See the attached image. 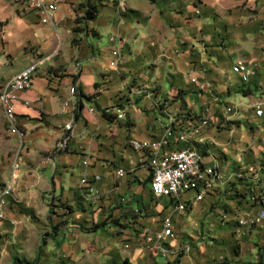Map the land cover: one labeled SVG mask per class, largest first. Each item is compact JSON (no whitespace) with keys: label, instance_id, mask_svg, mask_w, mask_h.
<instances>
[{"label":"crops","instance_id":"crops-1","mask_svg":"<svg viewBox=\"0 0 264 264\" xmlns=\"http://www.w3.org/2000/svg\"><path fill=\"white\" fill-rule=\"evenodd\" d=\"M49 1L59 10L42 24L27 0H0V88L45 60L14 102L26 134L15 172L19 140L0 104V186L13 189L0 222V264H24L20 251L28 264H97L82 259L95 248L108 251L101 264H264V221L250 231L236 224L238 212L264 209V114L253 110L264 99V0ZM111 36L121 40L117 72ZM237 62L253 70L246 83L231 72ZM207 110L197 146L217 176L202 201L179 212L171 199L151 196L148 153L129 141L157 139L169 116L194 122ZM259 192L262 203H251ZM56 212L70 221L56 227ZM170 214L175 237L165 259L144 238Z\"/></svg>","mask_w":264,"mask_h":264},{"label":"built area","instance_id":"built-area-1","mask_svg":"<svg viewBox=\"0 0 264 264\" xmlns=\"http://www.w3.org/2000/svg\"><path fill=\"white\" fill-rule=\"evenodd\" d=\"M195 1L198 2L200 0ZM27 7L39 15L42 24L53 23L54 16L59 10L57 3L49 0H27ZM196 13L198 14L199 10ZM109 40L115 47L111 52L112 60L110 67L117 72L122 57L121 40L117 36H111ZM44 61V59L36 60L35 63L16 74V76L0 88V104L4 112L6 125L10 134L16 136L19 140L13 164L14 172L20 166L26 136L24 130L19 126L14 102L19 99L20 93L28 90L32 86L34 76ZM231 72L237 75L243 83L248 82L253 74V70L243 62L235 63L231 67ZM76 92L77 89L75 87L71 88V94L74 95ZM26 104L28 105L29 103L27 102ZM66 105H68V102H66ZM88 109L90 114L95 113L93 107ZM253 110L257 117H262L264 114V99L257 101ZM226 111L228 113L231 112V107H228ZM116 118L117 120H122L124 118L123 112H119ZM209 119V110L194 122L190 120L179 121L169 116L165 132L159 138L148 141L135 139L129 141V146L134 151H145L148 153L146 163L151 175L149 180V192L151 196L155 199H171L175 210L179 212H185L188 204L191 202L202 201L214 186L217 171L215 168L206 166L203 155L197 146L202 143L201 134L204 129L208 128L210 124ZM73 126L74 122L71 121L66 126V130L72 131ZM195 139L197 140L193 144ZM66 146L67 142H62L60 147L61 149H65ZM170 147L172 148L170 151H165ZM84 165H88L87 160L84 162ZM115 175L116 178H122L125 175V171L123 169H117ZM82 184L87 185L85 178L82 180ZM90 190L93 191L92 188ZM189 192L193 194V198L182 201V196ZM261 194V192L250 194L249 201L253 204H261ZM12 195V185L0 186V222L7 219L6 208L9 205ZM120 202L127 203L128 201L122 198ZM224 218L225 216H223ZM236 218L238 228L250 231L264 221V209L259 210L254 215L246 217L238 212ZM12 225H15V223L12 222ZM173 226V220L170 214L161 220L159 232L154 234L149 229H145L144 240L146 244L156 250L165 259L168 258L171 252L165 243L175 237Z\"/></svg>","mask_w":264,"mask_h":264},{"label":"rangeland","instance_id":"rangeland-1","mask_svg":"<svg viewBox=\"0 0 264 264\" xmlns=\"http://www.w3.org/2000/svg\"><path fill=\"white\" fill-rule=\"evenodd\" d=\"M145 187H147V186L145 185ZM147 193H148V189H146V194ZM62 208L66 211V208L65 207H62ZM56 213L59 214L58 215L59 221H58L56 227H59V226L62 227V225L64 226V223L65 222L70 221V219H67L66 221H64V217L66 216L65 214H68V212H56ZM46 236H47L46 237L47 238L46 240H47V243H48L49 239L51 240V238L49 237L50 236L49 234H47ZM55 238L56 237H54V240H56L57 242H59V239L58 238L55 239ZM106 240L107 239L105 238L103 240V243H106V242L109 243L111 241L109 239L107 241ZM89 242L90 241L87 240V239H83L82 240V243L86 244V248H87ZM104 248H107V247H104ZM103 250L104 249H97V248H95V253H85L84 256L82 257V259H84V262H91V263H93V261H94V263L101 264L102 260L105 261V257L107 256L106 254L108 252V251L103 252ZM19 253H20V256H19L20 257V260H22L21 263L28 264V262L25 259H23V256H22L23 253L21 251ZM18 262L19 261H17L15 258L14 259L12 258L10 260L3 261V263H1V264H20ZM34 262H36V261H34ZM37 263H35V264H37ZM160 263H162V261H160Z\"/></svg>","mask_w":264,"mask_h":264},{"label":"trees","instance_id":"trees-1","mask_svg":"<svg viewBox=\"0 0 264 264\" xmlns=\"http://www.w3.org/2000/svg\"><path fill=\"white\" fill-rule=\"evenodd\" d=\"M149 2H154L155 0H148ZM96 11H97V9L95 8V7H91V8H89V10L87 11V14H86V17L88 18V19H92V18H94L95 17V13H96ZM103 114H104V116L105 117H107V113L105 112V111H103ZM104 224H101L100 226H98V227H102Z\"/></svg>","mask_w":264,"mask_h":264}]
</instances>
